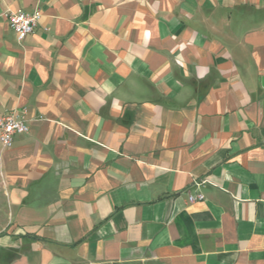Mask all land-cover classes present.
Returning <instances> with one entry per match:
<instances>
[{
    "label": "crops",
    "instance_id": "obj_1",
    "mask_svg": "<svg viewBox=\"0 0 264 264\" xmlns=\"http://www.w3.org/2000/svg\"><path fill=\"white\" fill-rule=\"evenodd\" d=\"M11 112L0 264H264V0H0Z\"/></svg>",
    "mask_w": 264,
    "mask_h": 264
},
{
    "label": "built area",
    "instance_id": "obj_2",
    "mask_svg": "<svg viewBox=\"0 0 264 264\" xmlns=\"http://www.w3.org/2000/svg\"><path fill=\"white\" fill-rule=\"evenodd\" d=\"M6 15L19 41L24 40L36 30L42 16L39 10L26 12L21 9L7 12ZM29 130L30 126L20 113L11 112L0 115V143L4 148L12 147L15 137L29 132ZM204 198L202 193L189 195L191 202L204 200Z\"/></svg>",
    "mask_w": 264,
    "mask_h": 264
}]
</instances>
